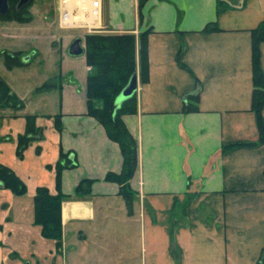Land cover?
Returning a JSON list of instances; mask_svg holds the SVG:
<instances>
[{
	"label": "crops",
	"instance_id": "crops-1",
	"mask_svg": "<svg viewBox=\"0 0 264 264\" xmlns=\"http://www.w3.org/2000/svg\"><path fill=\"white\" fill-rule=\"evenodd\" d=\"M75 1L91 14L81 21L98 25L88 0ZM218 1L227 7L220 14ZM142 14L138 0H102L110 33L151 30L149 80L137 72V111L122 118L138 146L129 201L106 179L121 174L123 156L88 115L85 54L69 60L62 41L56 87L31 90L28 103L9 86L25 108L0 111V138H11L0 142V164L27 187L23 196L0 188V264H264V141L252 111V31L264 23V0H148ZM210 23L218 31L203 32ZM260 66L264 74V42ZM196 95L197 110L186 112ZM29 115L44 136L19 159ZM62 152L76 166L62 172L57 253L34 223V197L41 187L57 194ZM82 181H92L90 191L77 195Z\"/></svg>",
	"mask_w": 264,
	"mask_h": 264
},
{
	"label": "trees",
	"instance_id": "trees-1",
	"mask_svg": "<svg viewBox=\"0 0 264 264\" xmlns=\"http://www.w3.org/2000/svg\"><path fill=\"white\" fill-rule=\"evenodd\" d=\"M18 0H10L12 9ZM35 0L27 5L21 12L13 11L7 17H0L2 22L15 21L20 24L32 22L29 9ZM148 0H138L139 18L142 19V10ZM226 5L218 1L217 13L226 10ZM218 31L216 23L206 25L203 32ZM151 30L135 36L131 33L123 34H94L85 38V57L90 68L87 77L86 95L88 115L95 118L105 129L108 137L116 142L123 156V168L119 175L109 174L106 179L119 183L121 193L129 201L131 192L128 182L133 177L138 165V146L136 140L129 133L122 118L124 115L134 114L137 111L136 94L123 102L120 106L116 100L130 80L139 71L142 83L149 80L148 65V36ZM264 42V23L252 31V63H253V95L252 111L256 114L260 143L264 141V124L262 110L264 107V74L260 66V45ZM22 53H4L5 64L9 69L24 66L27 63L22 59ZM185 68V66H182ZM55 84L46 83L39 89H51ZM189 100L195 104H189L186 112L196 111L198 96H190ZM12 109L21 111L25 108L23 100L19 99L9 85L0 77V109ZM25 132L17 138L16 156L24 158L29 145L43 139V129L36 125V116H26ZM55 128L61 132L63 125L61 116L54 118ZM11 140L10 137L1 139ZM41 149L37 148L40 153ZM69 153H61L55 166L57 194L53 195L46 187L38 188L34 197V223L41 227V234L47 240L56 243L59 252L62 248V220L61 208L66 199L61 192L62 172L76 166L74 159L69 158ZM50 169L51 166H48ZM92 181H82L76 189V194L89 193ZM0 188L10 190L15 196H23L27 193V187L23 181L7 166L0 164ZM264 261V254L261 262Z\"/></svg>",
	"mask_w": 264,
	"mask_h": 264
},
{
	"label": "rangeland",
	"instance_id": "rangeland-1",
	"mask_svg": "<svg viewBox=\"0 0 264 264\" xmlns=\"http://www.w3.org/2000/svg\"><path fill=\"white\" fill-rule=\"evenodd\" d=\"M58 0H35L30 13L33 20L29 24L17 22H0V77L13 88L14 91L27 97L26 102L34 101L31 90L42 87L46 83L57 85L58 76L64 66L65 50L61 51L59 45L71 44L76 38L83 40L82 47L86 50L85 38L94 34H119L107 31V26L102 25L95 32L76 29H62L59 26L58 14L56 12ZM22 53V60L27 65L9 69L5 64L4 53ZM68 54V53H66ZM85 54V52H84ZM70 56V55H69ZM80 59V57H69ZM27 60V61H25ZM87 64V63H86ZM59 92V91H58ZM57 93L50 94L51 103H57ZM48 103V102H47ZM32 105V104H31ZM47 111H53L52 105L44 106ZM8 110L0 109V111ZM12 110V109H9ZM14 111V110H13ZM57 253H60L61 250ZM12 258H15L12 255ZM37 264H39L37 262Z\"/></svg>",
	"mask_w": 264,
	"mask_h": 264
},
{
	"label": "built area",
	"instance_id": "built-area-1",
	"mask_svg": "<svg viewBox=\"0 0 264 264\" xmlns=\"http://www.w3.org/2000/svg\"><path fill=\"white\" fill-rule=\"evenodd\" d=\"M88 2L93 18L98 20V25L91 26L81 21L82 17L91 15L89 11L86 12L84 4V6H80L82 4H78L75 0H58L56 12L60 28L87 30L88 32H95V30L99 29L102 19V0H88Z\"/></svg>",
	"mask_w": 264,
	"mask_h": 264
},
{
	"label": "water",
	"instance_id": "water-1",
	"mask_svg": "<svg viewBox=\"0 0 264 264\" xmlns=\"http://www.w3.org/2000/svg\"><path fill=\"white\" fill-rule=\"evenodd\" d=\"M31 0H20L18 4V9L28 5ZM8 12V0H0V14L6 15ZM83 40L81 38H76L68 48V54L73 57H78L84 54V49L82 47ZM27 61V60H25ZM138 87L137 75H135L129 82V84L124 88L116 100V104L120 106L123 102L130 99L135 95Z\"/></svg>",
	"mask_w": 264,
	"mask_h": 264
},
{
	"label": "flooded vegetation",
	"instance_id": "flooded-vegetation-1",
	"mask_svg": "<svg viewBox=\"0 0 264 264\" xmlns=\"http://www.w3.org/2000/svg\"><path fill=\"white\" fill-rule=\"evenodd\" d=\"M19 2H20V0H18L17 1V3L15 4V6H14V8L12 9V6H11V3H10V0H8V12H7V14L6 15H1L0 14V17H7L8 15H10L13 11H16V12H21L26 6H24V7H22L21 9H18V4H19ZM32 2V0L30 1V3ZM29 3V4H30ZM28 4V5H29ZM29 12H30V9H29ZM31 13V12H30ZM31 16H32V14H31ZM0 22H2V21H0ZM11 22H15V21H11ZM11 22H9V23H11Z\"/></svg>",
	"mask_w": 264,
	"mask_h": 264
}]
</instances>
